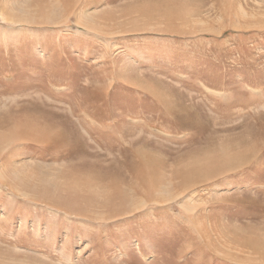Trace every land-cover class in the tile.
<instances>
[{
  "label": "rangeland",
  "instance_id": "374dc122",
  "mask_svg": "<svg viewBox=\"0 0 264 264\" xmlns=\"http://www.w3.org/2000/svg\"><path fill=\"white\" fill-rule=\"evenodd\" d=\"M0 264H264V0H0Z\"/></svg>",
  "mask_w": 264,
  "mask_h": 264
}]
</instances>
